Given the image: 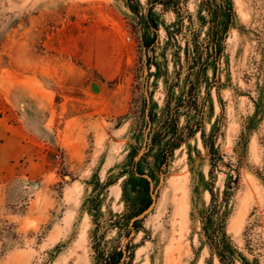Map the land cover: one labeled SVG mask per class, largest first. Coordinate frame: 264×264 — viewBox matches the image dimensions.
<instances>
[{"label":"rangeland","instance_id":"obj_1","mask_svg":"<svg viewBox=\"0 0 264 264\" xmlns=\"http://www.w3.org/2000/svg\"><path fill=\"white\" fill-rule=\"evenodd\" d=\"M156 2L0 0V264H223L210 192L264 264V0L206 69L197 0Z\"/></svg>","mask_w":264,"mask_h":264},{"label":"trees","instance_id":"obj_2","mask_svg":"<svg viewBox=\"0 0 264 264\" xmlns=\"http://www.w3.org/2000/svg\"><path fill=\"white\" fill-rule=\"evenodd\" d=\"M156 3L167 6L168 4L175 3L177 0H155ZM191 19V17H189ZM197 20L199 25L206 27V39L203 43L201 52L199 45L196 43L197 37L195 32H192L193 45V64L197 63L202 58L203 54L205 59L201 62L200 68L206 69L209 66V58L215 57L223 49L222 41L227 37V31L231 25L234 24L235 12L233 9L232 0H197ZM187 42V41H186ZM188 43V42H187ZM188 47L186 51H188ZM205 52V53H203ZM188 55V52H187ZM199 63V61H198ZM215 67H213L214 70ZM177 146L173 147L176 148ZM211 152V148H209ZM212 153V152H211ZM236 181V178L235 180ZM211 202L207 206L203 215L201 216V236L209 246V249L213 251L218 259L223 264H236L233 258L235 248L232 245L229 236L225 231V215L227 213L228 205L227 198L222 202H216L214 194L210 192ZM147 203L144 205V207ZM135 225V224H134ZM121 259V254L118 251H114L107 256L101 257L99 264H117ZM241 264H249L245 257L240 258Z\"/></svg>","mask_w":264,"mask_h":264},{"label":"water","instance_id":"obj_3","mask_svg":"<svg viewBox=\"0 0 264 264\" xmlns=\"http://www.w3.org/2000/svg\"><path fill=\"white\" fill-rule=\"evenodd\" d=\"M90 87H91V90L94 91V92H98L99 91V86L97 84H95V83H91ZM150 208H151V204L148 207H146L144 210H142L138 215H136L133 218V220H136V219H139L141 217H144V215L149 212Z\"/></svg>","mask_w":264,"mask_h":264},{"label":"built area","instance_id":"obj_4","mask_svg":"<svg viewBox=\"0 0 264 264\" xmlns=\"http://www.w3.org/2000/svg\"><path fill=\"white\" fill-rule=\"evenodd\" d=\"M129 38H130V36H129V35H127V36H126V39L128 40ZM57 157H59V155H58Z\"/></svg>","mask_w":264,"mask_h":264}]
</instances>
